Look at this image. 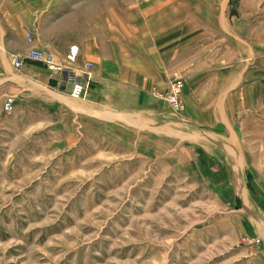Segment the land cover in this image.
Instances as JSON below:
<instances>
[{
	"label": "rangeland",
	"instance_id": "374dc122",
	"mask_svg": "<svg viewBox=\"0 0 264 264\" xmlns=\"http://www.w3.org/2000/svg\"><path fill=\"white\" fill-rule=\"evenodd\" d=\"M157 1L73 0L51 34L136 31ZM172 1L162 25L171 10L189 22L212 50L210 64L241 92L239 104H224L222 124L241 128L246 167L195 160L186 133L212 125L186 117L183 90L182 108L167 103L177 122L171 138L161 117L79 106L70 83L2 86L0 264H264V0ZM175 73L185 84L176 66L166 89Z\"/></svg>",
	"mask_w": 264,
	"mask_h": 264
},
{
	"label": "crops",
	"instance_id": "0c3cea01",
	"mask_svg": "<svg viewBox=\"0 0 264 264\" xmlns=\"http://www.w3.org/2000/svg\"><path fill=\"white\" fill-rule=\"evenodd\" d=\"M71 1L0 0V88L10 84L19 89V85L24 86L27 81L48 82L52 78L59 79V84L65 82L64 76L52 74L37 63L28 62L19 69L13 66L11 55L30 48L24 34L28 30L34 37V47L52 55L56 62L66 63L69 48L77 45L76 64L81 66L86 61L93 63L91 87L86 98H76L83 102L79 106L100 110L99 113L101 110L111 111L118 117L121 112H126L128 116L129 112L143 113L144 116L151 115L159 120L161 117L160 125L169 130L167 136L175 138L176 118L160 95L167 87L169 71L180 66L186 72L183 89L186 117L197 126L212 125L203 130L204 134L194 131V134H185L186 141L195 142V146H192V151H197L195 160H200V164L206 166L216 164V161L220 166H225L228 160L229 164L232 161L233 166L246 167L247 156L241 146V128L235 126L232 120L228 121L229 126L228 122L224 126L222 124L224 104L235 101L239 104L237 94L241 92L239 88L231 90L233 86L228 85L227 79L233 78L232 74L228 76L223 66L210 64L215 61H209L212 50L198 45L202 37L198 36V32L189 33L192 28L189 22H179L175 11L171 10L172 18L168 19L170 25H162L165 18L171 17L163 7L172 8V0H160L144 9L141 27L136 28V31L102 35L93 31L87 36L79 33L71 40L53 37L51 31L59 28L60 18L65 15V8ZM203 6L205 9L202 11L207 14L201 17L209 18L207 5ZM214 9L215 6H212ZM155 13L156 17L153 16ZM231 83L234 85V81ZM151 104L154 109H151ZM233 113H228L231 115L229 119ZM211 138L218 147L210 146L208 142ZM240 155L243 158L241 162V157L238 158ZM223 158L227 160L224 162ZM191 166L197 165L192 162Z\"/></svg>",
	"mask_w": 264,
	"mask_h": 264
},
{
	"label": "built area",
	"instance_id": "2783aa9c",
	"mask_svg": "<svg viewBox=\"0 0 264 264\" xmlns=\"http://www.w3.org/2000/svg\"><path fill=\"white\" fill-rule=\"evenodd\" d=\"M25 37L30 44L34 42V37L30 31L25 32ZM78 50V46H71L67 55V62L62 64L56 62L52 55L46 54L37 48H30L23 53L11 55V59L16 68L24 66L28 61L40 62L53 72L59 73L60 77H65L63 81H65L64 83L71 84V95L73 97L86 98L93 79V63L86 61L84 65L78 66L76 64ZM169 84L164 94L160 96L175 109H180L182 108L181 93L184 84L177 73H175L174 78ZM13 105L14 97L10 96L5 101V108L12 109Z\"/></svg>",
	"mask_w": 264,
	"mask_h": 264
},
{
	"label": "water",
	"instance_id": "95a60500",
	"mask_svg": "<svg viewBox=\"0 0 264 264\" xmlns=\"http://www.w3.org/2000/svg\"><path fill=\"white\" fill-rule=\"evenodd\" d=\"M49 82H50L51 85H54V86H56L58 84L57 79H54V78L50 79Z\"/></svg>",
	"mask_w": 264,
	"mask_h": 264
},
{
	"label": "bare ground",
	"instance_id": "6f19581e",
	"mask_svg": "<svg viewBox=\"0 0 264 264\" xmlns=\"http://www.w3.org/2000/svg\"><path fill=\"white\" fill-rule=\"evenodd\" d=\"M73 46V45H72ZM77 46V45H76Z\"/></svg>",
	"mask_w": 264,
	"mask_h": 264
}]
</instances>
